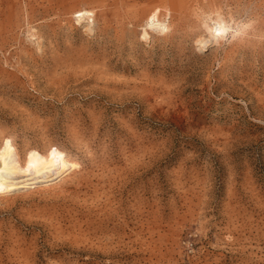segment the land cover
Listing matches in <instances>:
<instances>
[{
  "label": "rangeland",
  "instance_id": "1",
  "mask_svg": "<svg viewBox=\"0 0 264 264\" xmlns=\"http://www.w3.org/2000/svg\"><path fill=\"white\" fill-rule=\"evenodd\" d=\"M2 152L78 167L0 197V264H264V0H0Z\"/></svg>",
  "mask_w": 264,
  "mask_h": 264
},
{
  "label": "bare ground",
  "instance_id": "2",
  "mask_svg": "<svg viewBox=\"0 0 264 264\" xmlns=\"http://www.w3.org/2000/svg\"><path fill=\"white\" fill-rule=\"evenodd\" d=\"M75 14V13H74ZM73 14V15H74ZM74 19L79 22L85 20L84 31L92 32L94 24L91 17L86 13L77 12ZM82 22V21H81ZM166 28L163 22L152 20L141 29L140 40L150 39L149 32H162ZM227 22L218 12L211 15L202 16V29L204 35L195 39L194 45L198 48L205 47L208 41H217L225 32ZM225 35V34H224ZM78 165L66 159L46 160L40 157H31L23 165H19L8 152L0 153V197L13 195L16 193L27 192L39 189L43 186L52 185L60 181L63 177L74 171Z\"/></svg>",
  "mask_w": 264,
  "mask_h": 264
}]
</instances>
